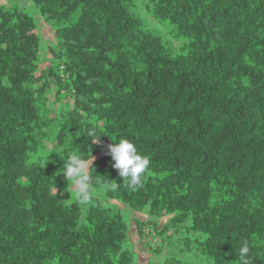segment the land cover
I'll use <instances>...</instances> for the list:
<instances>
[{
  "label": "trees",
  "instance_id": "obj_1",
  "mask_svg": "<svg viewBox=\"0 0 264 264\" xmlns=\"http://www.w3.org/2000/svg\"><path fill=\"white\" fill-rule=\"evenodd\" d=\"M143 1L180 45L135 0L0 4V264H153L132 221L154 224L161 250L181 247L157 248L156 263L240 264L247 241L264 264V0ZM35 13L55 37L43 65ZM121 138L150 161L138 188L106 154ZM73 153L93 157L87 205L64 186Z\"/></svg>",
  "mask_w": 264,
  "mask_h": 264
},
{
  "label": "rangeland",
  "instance_id": "obj_2",
  "mask_svg": "<svg viewBox=\"0 0 264 264\" xmlns=\"http://www.w3.org/2000/svg\"><path fill=\"white\" fill-rule=\"evenodd\" d=\"M136 1V6L139 9L140 13H141V17L143 18V20H145L148 24L149 27L156 29L161 35L162 37H164L165 39L169 40L172 44L173 48H176L178 45H180L181 41L179 39L174 38L167 30V28L165 27V25L163 23H160L158 20H156L155 18L151 17L148 12L145 9L144 6V1L143 0H135ZM2 3H6L9 5H18L20 7L23 6H27L30 3V0H0V4ZM36 16V20L38 22L39 25V30L42 36V42H41V65H43L44 63H47L50 58L51 55L48 52V48L47 45L51 42H54V35L49 31V27L43 22L42 18L35 13ZM60 103L55 99V95L54 93L50 94L49 100H48V107L51 111L52 114L56 113L60 107ZM48 147L51 149L53 148H58V145L55 143V141H49L48 142ZM64 186L66 187V189H68L70 196L72 198H76V194L72 191L71 189V182L66 180V178L64 179ZM92 188V187H91ZM96 193V191L92 188V193L94 194ZM97 193L99 194V197H101L102 200L106 199L104 196V193L97 191ZM108 200V199H107ZM106 201V200H105ZM107 202H109L110 205H117L119 207L125 208V204L116 200H108ZM129 214H130V218L134 219V218H138L141 220H146L148 219V215L146 213H141L132 209H129ZM169 220V216H159L155 218V221L158 223L157 226H159V228L163 225H165V223H167V221ZM131 233L133 235V241H134V245L136 247V249L138 250V258L142 261V262H151L153 264H162L163 262H157L159 259V257H157L156 251L157 248H159V250H161L159 244L161 243V238L159 236V232L155 227L154 224L148 223V222H144L143 224L138 225L135 221L131 222ZM137 229H141L139 230L141 232V239H139V235L137 234ZM168 234H175V232L168 230ZM179 233V234H178ZM175 235H182L183 231L178 232ZM175 238V237H174ZM160 242V243H158ZM167 245L169 248H167V246H165L163 248V250L160 251V255L167 257L168 254H172L173 252L184 257L182 253L179 252L178 246L175 247V249H173L171 251L172 247L171 246V242L168 239L167 240ZM158 244V245H157ZM189 258V257H188ZM194 259L193 263L195 264H210V262H208L207 258H205L203 255L201 254H197L196 256H193ZM172 262H174V260H172Z\"/></svg>",
  "mask_w": 264,
  "mask_h": 264
},
{
  "label": "clouds",
  "instance_id": "obj_3",
  "mask_svg": "<svg viewBox=\"0 0 264 264\" xmlns=\"http://www.w3.org/2000/svg\"><path fill=\"white\" fill-rule=\"evenodd\" d=\"M88 140L94 144L100 143L102 135H98L95 128L87 129ZM113 141V140H112ZM82 152V151H81ZM107 155L114 162L112 167L117 170L118 176L130 189L138 188L142 184V177L146 173L150 161L148 157L140 154L137 147L128 139H119L107 146ZM64 159L62 172L66 180L71 182V189L81 205H87L91 199L93 179L90 170L93 168V157L85 158L80 153H73ZM250 248L247 241L238 248L240 264H251L249 258Z\"/></svg>",
  "mask_w": 264,
  "mask_h": 264
}]
</instances>
